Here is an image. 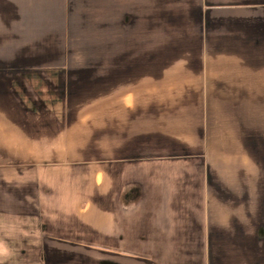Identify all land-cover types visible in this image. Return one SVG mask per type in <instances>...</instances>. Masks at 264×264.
Wrapping results in <instances>:
<instances>
[{"label":"crops","instance_id":"crops-1","mask_svg":"<svg viewBox=\"0 0 264 264\" xmlns=\"http://www.w3.org/2000/svg\"><path fill=\"white\" fill-rule=\"evenodd\" d=\"M40 2H1L0 227L38 252L0 264H264V0H101L85 66Z\"/></svg>","mask_w":264,"mask_h":264},{"label":"rangeland","instance_id":"rangeland-1","mask_svg":"<svg viewBox=\"0 0 264 264\" xmlns=\"http://www.w3.org/2000/svg\"><path fill=\"white\" fill-rule=\"evenodd\" d=\"M26 0H17L18 3L21 2H25ZM41 0H33V4H36L38 2H40ZM61 0H59L60 2ZM69 1L71 0H62V5L61 4H57L59 3L57 0H45V4L48 6H52V10H47L45 13V16H54L57 14V10H59L61 7V14L64 13V11L66 12L65 15V19H68V15L67 12H69ZM1 2H6V0H0V10L3 11L4 15L6 14V12H9V16H17L18 18H22V15L25 14V10L23 9H18V8H13V11H10L8 8H6L4 6V4ZM41 3V2H40ZM61 3V2H60ZM57 4L59 5L58 8H54V5ZM55 5V7L57 6ZM39 9H41V5L38 3L36 4ZM72 9V20H71V35L72 37H74L73 40H69L70 36L66 34V37L64 38L62 36V44H64L65 46V50L72 48L77 50V56L76 57H72L70 58L69 56H63L61 57V61L60 64L62 65H79V66H85L86 64H91V65H97L100 64V57L99 56H86V51L90 53V55H97L100 53V33H101V24L102 22V15H101V0H75L74 3H71L70 5ZM36 9V8H32ZM37 10V9H36ZM29 11V10H28ZM34 11V10H33ZM32 11V13H33ZM40 11V10H39ZM54 13V15H52ZM63 18V17H62ZM1 22H0V28H1ZM51 28V26L49 27ZM21 26H16L14 27V32H17L16 34L13 32V30H8L6 29V34H7V39H10V36H14L13 34H15L16 36L13 37L12 39V43H17L19 44V42L21 41L20 36H21ZM13 32V33H12ZM74 32V34H73ZM8 41H4V43H0L3 46H0V59L1 60H7L8 62H3V63H11V65L14 66H19L21 64H25L26 61H33V59H29L26 58L28 56L24 55L23 56H19V57H15L13 58V56H11L10 51L8 50V45L7 47H5V44H8ZM57 43V42H56ZM5 45V46H4ZM3 48V49H2ZM34 50H39L37 48H34ZM26 53V51H25ZM24 53V54H25ZM27 54V53H26ZM80 55V56H79ZM53 59V60H52ZM56 58H51L50 57V61H48L47 63H53V61H55ZM157 60H162V62L165 60V56L160 55V57H157ZM56 64V63H55ZM6 83L3 85L5 86ZM60 86L64 87L63 84L60 82ZM19 87V86H18ZM87 88H91L93 90L98 89V85L92 84L90 86H86ZM21 89V88H20ZM63 89V88H61ZM3 91V90H2ZM19 100L17 102V104L15 105L18 108H20V103ZM67 189L69 190V186H61L60 189H56V195H55V201L56 204H58L59 202V196L61 197V195L59 194V192H66ZM67 193V192H66ZM65 193V194H66ZM52 199L54 198L53 196L51 197ZM47 207L49 210L54 209V207L48 202L47 203ZM53 213V212H50ZM5 228L3 226L0 227V241H4L3 243L0 244H6L7 248H0V258L2 259H21V258H25L23 251L26 252V254H29L32 256V258H35L37 256V249H33V248H8V246L14 245L15 240H18L20 238V233H7L4 232ZM42 252V250H41Z\"/></svg>","mask_w":264,"mask_h":264}]
</instances>
